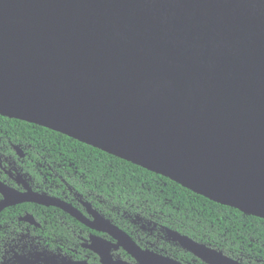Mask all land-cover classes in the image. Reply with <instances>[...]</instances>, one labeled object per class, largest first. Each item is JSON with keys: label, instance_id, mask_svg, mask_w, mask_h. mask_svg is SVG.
Here are the masks:
<instances>
[{"label": "water", "instance_id": "water-1", "mask_svg": "<svg viewBox=\"0 0 264 264\" xmlns=\"http://www.w3.org/2000/svg\"><path fill=\"white\" fill-rule=\"evenodd\" d=\"M0 116L264 219V0H0ZM0 194V211H75ZM106 226L139 264H165ZM169 235L204 262L239 264Z\"/></svg>", "mask_w": 264, "mask_h": 264}, {"label": "flooded vegetation", "instance_id": "flooded-vegetation-1", "mask_svg": "<svg viewBox=\"0 0 264 264\" xmlns=\"http://www.w3.org/2000/svg\"><path fill=\"white\" fill-rule=\"evenodd\" d=\"M63 171L68 173L65 168H60L59 162L44 160L30 146L13 144L9 138L0 134V183L22 194L29 190L38 195L56 198L75 210L70 215L53 207L56 210L54 223L51 218L46 219L49 221L46 223L44 218L40 219L41 215L37 217L28 209L32 206H52L21 202L2 209L0 264H139L124 244L108 232L106 222L124 232L139 250L164 259L165 264H210L174 241L169 232L186 237L239 264H250L242 258L232 257L230 251L226 253L178 230L156 223L153 221L154 216L145 218L125 209H111L112 213H108L107 209L95 208L73 191L61 174ZM2 199L0 194V202ZM24 205L29 206L18 208L15 216H2L6 210ZM38 211L42 213L40 209L36 213ZM28 216L30 221L24 220ZM229 243L232 245L233 241ZM145 262L150 264L149 258ZM214 264L225 263L218 260Z\"/></svg>", "mask_w": 264, "mask_h": 264}, {"label": "trees", "instance_id": "trees-1", "mask_svg": "<svg viewBox=\"0 0 264 264\" xmlns=\"http://www.w3.org/2000/svg\"><path fill=\"white\" fill-rule=\"evenodd\" d=\"M0 131L13 144L28 145L44 160L59 162L68 171L61 172L68 185L93 207L154 216L156 223L230 251L234 258L264 264V219L214 203L161 175L43 127L0 116ZM28 206L11 208L2 216H15L18 208ZM28 211L54 223L53 207L32 206Z\"/></svg>", "mask_w": 264, "mask_h": 264}]
</instances>
